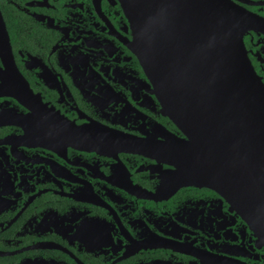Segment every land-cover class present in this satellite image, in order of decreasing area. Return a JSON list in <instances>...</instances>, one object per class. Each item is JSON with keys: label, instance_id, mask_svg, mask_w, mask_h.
I'll use <instances>...</instances> for the list:
<instances>
[{"label": "flooded vegetation", "instance_id": "af4514ba", "mask_svg": "<svg viewBox=\"0 0 264 264\" xmlns=\"http://www.w3.org/2000/svg\"><path fill=\"white\" fill-rule=\"evenodd\" d=\"M229 1L264 85V0ZM188 141L121 0H0V264H264Z\"/></svg>", "mask_w": 264, "mask_h": 264}, {"label": "water", "instance_id": "95a60500", "mask_svg": "<svg viewBox=\"0 0 264 264\" xmlns=\"http://www.w3.org/2000/svg\"><path fill=\"white\" fill-rule=\"evenodd\" d=\"M121 4L163 115L189 139L188 166L209 170L188 179L213 184L264 245V85L243 44L251 18L229 0ZM76 133L78 144L106 148Z\"/></svg>", "mask_w": 264, "mask_h": 264}]
</instances>
